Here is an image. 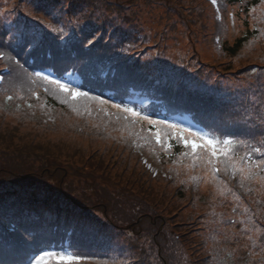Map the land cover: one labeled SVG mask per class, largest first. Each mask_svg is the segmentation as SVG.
Masks as SVG:
<instances>
[{
	"label": "trees",
	"instance_id": "trees-1",
	"mask_svg": "<svg viewBox=\"0 0 264 264\" xmlns=\"http://www.w3.org/2000/svg\"><path fill=\"white\" fill-rule=\"evenodd\" d=\"M114 104L230 139L232 159L213 173L187 133ZM51 250L264 264V0H0V264Z\"/></svg>",
	"mask_w": 264,
	"mask_h": 264
},
{
	"label": "snow or ice",
	"instance_id": "snow-or-ice-1",
	"mask_svg": "<svg viewBox=\"0 0 264 264\" xmlns=\"http://www.w3.org/2000/svg\"><path fill=\"white\" fill-rule=\"evenodd\" d=\"M37 76H41L42 74L36 73ZM43 79H49L48 77H42ZM51 83H54L57 85V87L65 92L68 93L73 99H76L77 97H88L89 94L86 92H81L78 89H71L67 85L62 84L58 80H50ZM92 99L99 100L100 103H107V101L101 100L99 97H92ZM113 107L121 110L124 113L129 114L131 117L139 118L143 120H147L150 124H162L166 125V127L170 129L176 130L177 133H187L188 136H191L192 139H188L187 137H184V144L185 146H188L191 148L193 153H196L198 149L205 151L208 154L207 163L209 165H212L213 173L218 172L219 169L215 167L216 162L219 160V157L224 156L227 159L224 161L227 163L232 159V157L229 155V153L232 151L230 145L234 143V141L230 139L223 140L222 142H219L215 139H210L202 134L192 132L189 129L181 128L178 125L169 124L166 121H152L147 116H142L141 113L135 111L134 109L127 107V106H121L120 104H114ZM127 119V117H125ZM155 139L156 142H160L161 135L160 132L157 131L155 133ZM223 144L224 146L221 147L220 144ZM259 166V165H257ZM243 171V169H241ZM51 253H45L44 256H41L37 261L36 264H46V261L52 256ZM59 259L65 264H78V261L81 259L78 256H74L71 254L68 255H61Z\"/></svg>",
	"mask_w": 264,
	"mask_h": 264
},
{
	"label": "rangeland",
	"instance_id": "rangeland-1",
	"mask_svg": "<svg viewBox=\"0 0 264 264\" xmlns=\"http://www.w3.org/2000/svg\"><path fill=\"white\" fill-rule=\"evenodd\" d=\"M178 39L181 41V45H177L179 48H184L185 47V43H186V36L185 35H181V36H179L178 37ZM181 53H186L185 51H180ZM212 53H213V51L211 50V49H208L207 51H206V55L208 56V57H210V55H212ZM69 83H76L77 82V79H76V77H70L69 78ZM65 83V82H64ZM101 105H103V104H101ZM62 130H63V128H62ZM208 184L207 183H205V186H207ZM45 253H48V252H41V253H39V254H37V255H35V256H33L32 257V259L29 261V262H27V263H25V264H36V261L41 257V256H44V254ZM68 255V254H67ZM47 262V261H46Z\"/></svg>",
	"mask_w": 264,
	"mask_h": 264
}]
</instances>
